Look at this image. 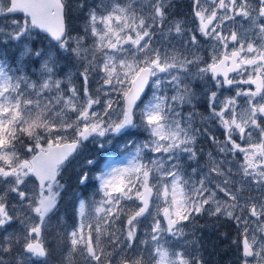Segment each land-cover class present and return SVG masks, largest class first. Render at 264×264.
I'll use <instances>...</instances> for the list:
<instances>
[{"label": "snow or ice", "instance_id": "6c2138e0", "mask_svg": "<svg viewBox=\"0 0 264 264\" xmlns=\"http://www.w3.org/2000/svg\"><path fill=\"white\" fill-rule=\"evenodd\" d=\"M179 7L0 0V264H264V0Z\"/></svg>", "mask_w": 264, "mask_h": 264}, {"label": "trees", "instance_id": "16d2710c", "mask_svg": "<svg viewBox=\"0 0 264 264\" xmlns=\"http://www.w3.org/2000/svg\"><path fill=\"white\" fill-rule=\"evenodd\" d=\"M73 190L79 191V189ZM90 194L91 191H89L88 196ZM198 219L204 223L206 218ZM201 232L204 236L202 254L208 264H237L238 253L235 245L232 244V240L237 238V232L231 222H223L217 225L214 231L208 228L200 229L197 235H200ZM221 233H226V236H221Z\"/></svg>", "mask_w": 264, "mask_h": 264}, {"label": "rangeland", "instance_id": "374dc122", "mask_svg": "<svg viewBox=\"0 0 264 264\" xmlns=\"http://www.w3.org/2000/svg\"><path fill=\"white\" fill-rule=\"evenodd\" d=\"M176 1H180L181 5L183 4L181 0H176ZM75 23L79 26L82 24V20L77 19L75 20ZM122 143H123L122 140L117 139L113 142L112 145H105L103 149L93 148L92 152L96 160L98 161L99 166L102 167L108 157H113L117 161H119L121 159L122 150L117 145L122 144ZM99 155H101V157H99ZM99 159H100V162H99ZM70 174H71V171L69 172V175ZM73 191H77V190H73ZM68 199H71V192L68 196ZM66 257H67V246L62 245L53 252V259L50 261V264H60V260ZM72 264H83V261L80 257H72Z\"/></svg>", "mask_w": 264, "mask_h": 264}, {"label": "flooded vegetation", "instance_id": "af4514ba", "mask_svg": "<svg viewBox=\"0 0 264 264\" xmlns=\"http://www.w3.org/2000/svg\"><path fill=\"white\" fill-rule=\"evenodd\" d=\"M181 1L183 2L182 5L180 4V1H176L177 4L180 6V7L178 8V11H180V12H185V11H186V8H185L184 6H185L187 0H181Z\"/></svg>", "mask_w": 264, "mask_h": 264}]
</instances>
